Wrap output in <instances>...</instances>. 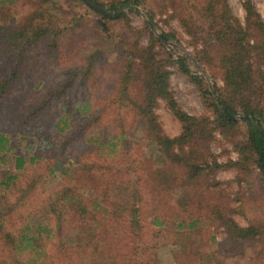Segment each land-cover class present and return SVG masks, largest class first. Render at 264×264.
<instances>
[{
  "label": "trees",
  "instance_id": "obj_1",
  "mask_svg": "<svg viewBox=\"0 0 264 264\" xmlns=\"http://www.w3.org/2000/svg\"><path fill=\"white\" fill-rule=\"evenodd\" d=\"M78 1L95 10L85 0ZM188 1L195 0L175 2L178 13ZM60 3L61 0H0V264H93L102 225L111 228L107 243L112 249L108 247L106 251L118 249L117 237L122 232L123 221L121 214L113 212V218L109 220L105 212L99 217L96 213L84 217L88 212L87 197L77 192L75 185L78 179L90 181L96 178L101 184L108 183L109 168L125 177L128 174L134 177L133 171H138L132 152L127 150L123 154L119 152L120 157L111 156L113 148L118 145V135L111 131L103 133L105 116L119 119L120 104L124 110L129 109L132 96L126 88L133 77L141 79L147 87L145 99L148 106L138 103V110L143 112L146 108L148 111L162 95L177 111L184 125L179 136L159 138L171 162L169 166H174L172 168L183 179L184 187L183 199L175 206L168 205L164 218L168 214L176 217L179 230L199 227L200 235L204 231L208 233L213 225L226 226L227 239L223 242L217 241L216 230L211 231L200 253L204 264L215 262L221 251L233 256L244 253L247 245L254 248L264 245L263 222L241 228L218 206L215 214H211L213 207L211 213H206L205 209L213 205L206 200L208 188L195 184V180L209 174L217 163H209V142L218 132L233 143L239 153L234 166L250 174L258 170L263 176L260 184L264 185V18L253 2H244L245 22L234 15L227 0H204L202 3L205 25L199 32L196 28L195 38H200L204 46L197 51V57L214 79L221 77L223 82L216 88L218 99L213 91H203L212 114L202 117L179 109L169 90L167 64L178 63L182 72L201 81L187 65V57L174 60L170 54L163 63L156 58L159 52L154 59H146L143 49L139 54L143 62L138 65L137 72L130 58L132 50L127 51L125 64L119 66L115 77H118V104L111 106L114 111L107 115L105 102L99 106L92 98H83V92L88 88L84 79L95 78L98 74L96 68L94 71V58H86L85 63L77 67L73 79V75H57L58 61L53 53L62 48L60 44L66 38L73 40L75 49L85 43L79 41L87 28L83 21L85 14L77 16L74 13L64 18L60 15ZM122 3V6L141 4V0H124ZM118 4L112 3L110 7L115 14L98 12L102 18L93 26L95 39L111 37L107 19L124 23L127 12ZM182 19L185 29H190L187 17ZM39 74L45 79L34 82ZM71 95L78 97L72 99ZM30 136H35V141L27 143L26 152L15 154L22 140ZM37 136L43 138L40 140ZM50 150L58 152L57 156L70 152L77 160V166L72 169L74 182L68 184L67 190L59 188L61 182L48 186L45 183L55 176L56 169L61 168L59 160L50 156ZM8 159L18 172L2 169ZM68 169L65 167L64 171ZM156 175L153 177L155 186H158L155 190H160L161 179L166 177L161 172ZM131 184L135 185V182ZM195 198L199 205L194 210ZM100 206V202H95L90 211ZM192 211L199 217L189 221L186 216ZM132 222L138 226L137 218H132ZM156 222L165 224L167 219L155 218ZM69 225L75 226L72 233H69ZM65 236H68L66 242ZM145 252L141 245L138 254H133L132 258L137 257V262L144 260Z\"/></svg>",
  "mask_w": 264,
  "mask_h": 264
},
{
  "label": "rangeland",
  "instance_id": "obj_2",
  "mask_svg": "<svg viewBox=\"0 0 264 264\" xmlns=\"http://www.w3.org/2000/svg\"><path fill=\"white\" fill-rule=\"evenodd\" d=\"M97 1L105 4V6H101L96 2L107 10L104 13L111 14L116 13L110 8L111 4L118 2V5L127 12L126 19L124 23L107 19L106 23L110 27L111 37L103 39L100 36L95 39L92 30L96 20L102 18V15L98 13L100 11L95 8L96 11L89 9L78 0H61L60 15L69 18L74 13L77 16L85 14L83 21L87 28L82 32L79 40L85 43L77 45L78 49H75L72 39L66 38L60 44L62 48L53 53L54 58H57L58 61L57 75L59 77L68 74V77L73 75L74 79L78 72L77 67L83 65L86 58H94L93 67L94 71L96 68L98 74L95 78L84 79L83 83H86L88 88L84 90L83 98L86 97V100L92 98V101L95 100L99 106L105 102L108 115L115 110L111 107L112 104H118V77H115L120 70L119 66H123L128 59L127 51L132 50L133 54L130 58L133 60L135 72H137L138 65L143 62L142 56L139 55L142 49L143 54H146V59H154L153 56L159 52L157 55L159 58L157 56L156 58L162 60L163 63L170 54L174 60L186 56L187 65L194 75L201 78V81L182 72L178 63L167 64L169 90L177 107L183 112L195 117L212 114L205 103L203 91L205 89L213 91L215 98L218 99L216 88L223 82L221 77L214 79L207 66L197 57V51L204 46L200 38H195L196 28L199 32V29L205 25V13L202 9L204 0H195L191 3L188 1L179 13L175 8L177 0H141V4L129 3L123 6L124 0ZM245 1L227 0L234 15L242 22H245ZM251 1L264 18V0ZM74 7H77L76 11ZM187 9L188 11H186ZM183 17H187L185 20L190 24L186 22L190 28L189 31L183 25ZM159 37L162 40L158 39ZM97 64L98 66H96ZM42 79L45 77L39 74L34 82ZM79 81L80 78H77V83H80ZM129 84L130 86L126 88L132 96L129 109L124 110L120 104L119 119L110 118L109 115L105 116L104 126L106 129L103 133L111 131L118 135L116 140L118 145L113 148L111 156L117 157L119 152L123 154L127 150L132 152L135 170L138 169V171H133L134 177H131L130 174L125 177L122 173L109 168L107 170L108 183L101 184L100 179L96 178L90 181L81 179L83 176L80 178L81 181L78 179L76 188L74 186L77 192L84 193L87 197L85 203L88 212L84 217L94 216L95 213L99 217L101 213L105 212L106 218L109 220L113 218V212H117L121 214V220L123 219L122 232L117 237L118 249L115 252L106 251L108 247L111 248V245L107 243V236L111 234V228L108 225L100 227L98 252L93 264H204L200 253L205 242L209 240L211 231L214 233L216 230L217 241L223 242L227 239L226 226L223 224L220 227L217 226L218 224L213 225L208 233L204 231L200 235L199 227L179 230L176 217H171L168 214L164 218L168 205L175 206L183 199L184 187L183 179L177 176L172 168L174 166H169L171 162L167 151L162 149L159 138L179 136L184 128L183 121L162 95L157 97L148 111L146 108L145 111L142 109L143 112L138 110V103H146V107L148 106L147 87L141 79L134 77ZM76 97L78 95H71L72 99ZM238 116L240 119L241 115ZM214 135L215 137L209 142V163L215 164V161L217 163L209 174L195 180V184L208 188V191H205L208 192V195L205 194V196L207 195L206 200L212 202L213 205H209L205 212L211 213L210 209L212 210L213 207L211 213L213 215L218 206L241 228L248 227L252 223H264V185L260 184L263 176L258 170L250 174L242 172L234 166V161L238 159L239 153L233 143L225 140L218 132H215ZM42 138L43 136H37V139L41 140ZM29 141H35V136L24 138L21 146L17 147L14 153L26 152V145ZM51 150L50 156L59 160L61 168L56 169L55 176L45 183L48 186L61 182L59 188L67 190L68 184L71 185L74 182L72 169L77 166V160L70 152L65 151L57 156L58 152ZM65 167L69 168L67 172L64 171ZM175 168L177 167L175 166ZM2 169L9 170L11 173L19 171L13 167L11 159L2 164ZM159 172L165 174L166 178L161 179L160 190H155V187L158 186H155L153 177ZM174 177H176L175 180H173ZM132 182H135V185L131 184ZM162 185L167 186L166 189ZM194 200L195 210L199 204L196 202L197 198ZM95 202H100L101 206L97 208L98 210L90 211ZM193 211L189 216H186L187 220L192 221L199 217L198 213ZM132 218H137L138 226L134 225ZM155 218H160V221L167 219V222L165 224L155 223ZM68 227L69 233L75 230V226L69 225ZM67 238L68 236L64 237L65 242ZM141 245L146 251L145 259L137 262V257L132 258V256L138 254V247ZM261 246L254 248L247 245L244 253L233 256L221 251L218 259L212 264H264V245Z\"/></svg>",
  "mask_w": 264,
  "mask_h": 264
},
{
  "label": "water",
  "instance_id": "obj_3",
  "mask_svg": "<svg viewBox=\"0 0 264 264\" xmlns=\"http://www.w3.org/2000/svg\"><path fill=\"white\" fill-rule=\"evenodd\" d=\"M87 3H89L92 7H94L96 10L104 13V12H107V10L103 9L101 6H99L96 2H94L93 0H85ZM232 117L234 118H239V116H233ZM242 117V116H240ZM245 117H248V116H245Z\"/></svg>",
  "mask_w": 264,
  "mask_h": 264
}]
</instances>
